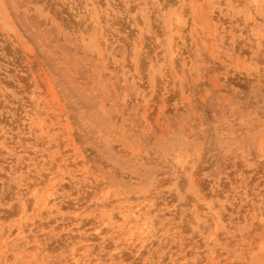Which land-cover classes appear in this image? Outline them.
<instances>
[{
	"label": "rangeland",
	"instance_id": "obj_1",
	"mask_svg": "<svg viewBox=\"0 0 264 264\" xmlns=\"http://www.w3.org/2000/svg\"><path fill=\"white\" fill-rule=\"evenodd\" d=\"M0 264H264V0H0Z\"/></svg>",
	"mask_w": 264,
	"mask_h": 264
}]
</instances>
